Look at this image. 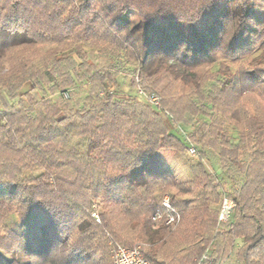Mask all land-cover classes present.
Listing matches in <instances>:
<instances>
[{"label": "trees", "instance_id": "1", "mask_svg": "<svg viewBox=\"0 0 264 264\" xmlns=\"http://www.w3.org/2000/svg\"><path fill=\"white\" fill-rule=\"evenodd\" d=\"M256 52L264 64V0H0V264H102L106 232L146 242L150 264H196L207 248L226 264L237 239V264H264V120L247 129L221 114L236 86L264 101V80L222 73ZM125 63L160 109L110 90ZM206 64L217 69L201 86ZM171 80L200 88L182 121L200 152L185 181L148 167L157 149L185 144L163 115L171 96L155 90ZM225 198L235 207L220 223Z\"/></svg>", "mask_w": 264, "mask_h": 264}, {"label": "rangeland", "instance_id": "2", "mask_svg": "<svg viewBox=\"0 0 264 264\" xmlns=\"http://www.w3.org/2000/svg\"><path fill=\"white\" fill-rule=\"evenodd\" d=\"M259 55V52H256L255 54H249L246 58H237V60L234 63H231L232 69L226 67V63L224 62L222 73H230V71H237L238 73L241 72L238 79L242 82H246L247 84L250 81L249 78H251V73H253L256 78H260L261 80H264V64L259 63L260 59L255 63V65L252 64V60L254 57ZM77 58V57H76ZM79 61V58H77ZM229 62L230 60H226ZM131 64L125 63L124 65H121V73L118 76V83L114 84V82H110L109 87L110 90L114 93V95L117 98H125L129 95H137L142 101L148 103L150 102L146 100L143 96L139 95L138 90L141 88L148 94H150L141 83V78L138 74L135 76L131 74ZM217 69L216 66H213L211 64L203 65L196 69V73L200 78V84L203 86V84L206 83V81L210 78H213L215 75V70ZM244 82V83H245ZM245 83V85H246ZM146 86H148V90H151L152 87L148 85V83H145ZM144 85V86H145ZM264 86V84H262ZM240 87V86H239ZM264 88V87H263ZM35 84L31 81H29L22 92H25L27 90H35ZM154 89V88H153ZM200 89V88H199ZM199 89H196V87H189L183 84L182 82H176L174 83L173 80H171L170 83H167V81L162 82L158 85V88L155 89L156 91L160 92L162 94V91L166 90V94L168 96H171L172 101L171 104H165V111L163 113L164 117L166 118V123L168 128L179 134L184 138V145H177L176 147H170L165 149H157L152 154V163L148 165L149 168L152 169H162L164 167H170L171 170H173L176 174L179 180L185 181L187 178H192V167L194 164H196L199 161L200 152L198 148V143L196 142V139H194L192 136L189 135V132L191 131V127H186L183 125L182 121H188L186 109H190L192 107L189 106V93L198 91ZM82 88L78 89V91H81ZM157 92V93H158ZM264 93V89L262 90ZM228 93L227 97H225L224 94ZM223 94L224 100H226V104L222 105V111L221 114L226 118L227 116L233 115L236 119L240 120V125L244 124L245 127L248 129L250 125H254V120L261 119L264 120V101H262L259 97L258 91H252L247 90V88L241 87L239 89L237 86L233 91L227 90ZM77 95V94H76ZM157 96L160 100V107L161 108V95L160 94H153ZM179 95H185V97H179ZM77 101V99H74ZM228 100V101H227ZM23 102H27V100H24ZM174 102V103H173ZM176 105L177 109H173ZM25 105V103H23ZM17 107V106H16ZM194 112L195 110L192 109ZM197 113H195L196 115ZM219 113V115H221ZM230 114V115H226ZM228 118V117H227ZM222 119V118H221ZM229 119V118H228ZM226 121V119H224ZM228 121V120H227ZM260 121V120H259ZM258 121V122H259ZM229 122V121H228ZM228 122L226 124H228ZM235 121H232V124ZM224 123V122H222ZM230 125H228L229 127ZM229 132L233 136V142H238V132L235 130L233 126H230ZM194 145L198 149V155L197 156H191L189 153V146ZM5 155L9 158H13L14 163H16V159L14 158V155L11 152L6 151ZM11 161V163L13 162ZM169 163V164H168ZM205 164L207 165V169L210 172H218V168L214 163L205 161ZM181 175V176H180ZM96 210V212L99 214L100 207L99 205H95L93 211ZM131 230L126 229L124 230V233H128ZM74 234L72 238H75L77 236V232L74 231ZM116 243H122L120 240H118L113 234L110 232L105 233L103 246L104 249L99 253V256H102V264H114V246ZM123 244V243H122ZM243 244L241 239L236 240V247L234 248L232 252V259L228 262V264H237L236 263V255L238 252V249ZM134 245H141L142 248L147 250L148 244L146 242H142L140 240H135L133 243ZM6 249H10V245L5 246ZM7 250V251H8Z\"/></svg>", "mask_w": 264, "mask_h": 264}, {"label": "built area", "instance_id": "3", "mask_svg": "<svg viewBox=\"0 0 264 264\" xmlns=\"http://www.w3.org/2000/svg\"><path fill=\"white\" fill-rule=\"evenodd\" d=\"M138 92L139 95L146 98V100L154 107H160V100L157 96L148 94L141 88L138 90ZM189 153L191 156H197L199 152L196 146L190 145ZM162 206L163 209L168 213L166 224L174 226L178 225L181 220V216L179 212L172 206L169 195L164 196ZM234 207L235 202L232 199H224L219 214L220 223H225L230 219ZM92 217L96 220V222L101 223L100 215L96 212V210L92 212ZM159 217H161L160 211H158L155 219ZM113 252L114 264H150V260L145 256L141 245H134L130 247L122 243H116ZM196 264H213V258L210 255V248H207L203 255L196 259Z\"/></svg>", "mask_w": 264, "mask_h": 264}, {"label": "crops", "instance_id": "4", "mask_svg": "<svg viewBox=\"0 0 264 264\" xmlns=\"http://www.w3.org/2000/svg\"><path fill=\"white\" fill-rule=\"evenodd\" d=\"M169 164V163H168ZM218 172H219V170H218ZM175 173V172H174ZM176 174V173H175ZM176 176H177V174H176ZM181 176V175H180ZM189 179V178H188ZM187 178L185 179V180H188ZM242 240V239H241ZM242 246V245H241ZM240 246V247H241ZM235 247H236V245H235ZM239 250V249H238ZM232 259V254H231V257H230V259L229 260H227V262H226V264H228V262L230 261Z\"/></svg>", "mask_w": 264, "mask_h": 264}]
</instances>
